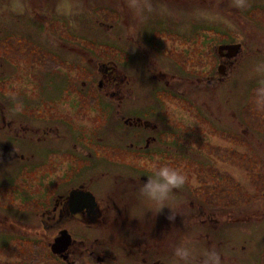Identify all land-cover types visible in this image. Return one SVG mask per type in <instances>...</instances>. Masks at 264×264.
Instances as JSON below:
<instances>
[{
  "label": "rangeland",
  "instance_id": "rangeland-1",
  "mask_svg": "<svg viewBox=\"0 0 264 264\" xmlns=\"http://www.w3.org/2000/svg\"><path fill=\"white\" fill-rule=\"evenodd\" d=\"M44 2L41 14L30 0L26 7L12 0V12L0 14V108L34 131L53 126L66 137L56 139L52 130L44 141L26 142V152L36 154L39 164L26 177L0 161V264H70L50 249L61 225L39 214L51 210L52 192L79 178L99 179L107 169L149 178L157 162L179 167L188 177L172 191L168 207L157 211L141 197L131 224L69 220L65 229L92 244L95 256L105 243L117 249L115 258L101 264H135L117 238L131 242L141 232L140 221L167 220L174 213L180 221L189 218L184 231L168 230L172 236L182 233L179 244L191 248L186 264L200 263L206 243L201 233L209 234V245L221 241L219 264H264V0ZM223 42L242 45L236 67L204 94L191 85L181 95L152 78L198 75L197 61L212 59L211 49ZM101 63L129 77L126 87L133 91L120 107L97 90ZM119 110L158 121L160 139L145 149L133 135L138 129L117 119ZM0 140H8L3 130ZM64 153L77 157L66 160ZM78 258V264H100L87 254Z\"/></svg>",
  "mask_w": 264,
  "mask_h": 264
},
{
  "label": "flooded vegetation",
  "instance_id": "flooded-vegetation-1",
  "mask_svg": "<svg viewBox=\"0 0 264 264\" xmlns=\"http://www.w3.org/2000/svg\"><path fill=\"white\" fill-rule=\"evenodd\" d=\"M3 1L5 9L4 11L0 12V14L5 15V13L10 11L12 12L10 9L12 0ZM30 1H32V3L33 1H37L36 7L37 12H39L37 14H41V12L43 13L45 0ZM15 2L19 4V7H26L29 4V0H15ZM21 12H25V9ZM233 43L234 42H223L213 46L215 50L211 49L210 51V58L212 59L207 58V60L197 61L199 63L198 65H200V68H198L200 71L198 75L194 77H190L188 74L175 75L167 73L168 78L163 80L162 78L165 77L166 73H160L159 75H155L152 78H156L158 81L163 82L164 86H166L168 90H174L176 93H180L181 95L187 94L189 92V86L191 85L197 86L200 90V93L205 92L207 86L212 85V87L214 86L215 88V86L219 84L218 82L227 78V76H231L232 70L236 67V60L240 54L233 56L230 49L227 48L228 45ZM240 46L242 45L240 44ZM100 65L101 66L98 69L100 76L98 77L99 81L97 90L101 95L114 99L117 103V106L120 107L121 104L131 97V91H133L131 88L126 87L127 82L129 83V77L120 70L116 75L114 72V67L111 65H104L103 63ZM206 67H208L207 70H205ZM112 87H114V89H111ZM141 90L146 92L144 85L142 86ZM69 94L66 92L65 95ZM211 100L215 102V97H212ZM202 102L204 103V101ZM214 107L219 108L218 103L215 104ZM117 112V119L119 121L129 127H135L138 129V133H134L133 135L138 136L139 141H143L145 149H147L150 140L155 143L158 139H160L159 135L162 134L163 130L161 129V124L158 121L152 120L143 115H125V113L121 110ZM0 123V131H5L8 136V140H0V161L4 162V164L14 165L15 176L26 177L39 165L36 162V154L26 152V150H28L24 148L26 142L32 141L36 142L37 144L40 141L50 138L47 136H50L53 131L58 132H56V135H54L56 139L66 137L64 134V136L60 135L58 128L53 126V128L50 126H41L37 128V131H34L27 126L26 122L20 121L15 117H6L2 113L1 108ZM39 130H41L42 134L37 138H33L32 135H29V133H38ZM123 138L124 137L120 135L118 139L123 140ZM96 139L98 140L99 137H96ZM32 142L31 144L35 145ZM64 154L67 155H64L66 160L72 159L70 157H77L67 153ZM100 154L106 158L105 154ZM82 166L83 164L79 166L77 172H80V167ZM72 174L73 173H71V175ZM100 175H105L107 177L104 179L105 181L102 180ZM100 175L98 176L99 179L79 178L65 190L59 192L53 191L51 194L53 195L51 196V210L47 212H43L42 210L41 212L39 211V214L46 215L47 220H49V222H51L54 226L61 225L60 228H58L57 233L58 231L65 229L64 224L69 220L79 221L86 226L96 224H104L106 226H121V224H131L132 221H135L136 219L134 216H131L132 208L134 206L137 207L138 200L142 197L139 191L141 183L148 177H144L143 175L139 174L121 173L112 170L109 171L108 169L101 171ZM100 179L104 183H102ZM73 189L77 191L76 196L75 199L70 200L68 195ZM88 193L94 197V207H91L92 201L88 199ZM184 206H186V203ZM71 207L80 208L81 210L73 214L69 211ZM198 212L200 215H204V211L199 209ZM206 218L209 220L210 216H207ZM175 220L180 221L178 217L174 220H171L170 223L167 222L169 219L163 220L161 218H153L152 222L151 220L149 221V219L145 220L144 222L140 221V226H136V228H139L141 231L138 233V237H136V239L132 240L131 242L127 240V238H117V244L122 250L126 251H123L124 254L133 255H129L128 257L130 258L128 259L132 260V262L135 264H185V262L179 261L174 254L175 249L180 245L179 240L182 237V233H176L174 236H172V233L168 230L173 229L177 230V232L178 230L184 231V227H187L185 224L188 223L189 218H184V220L181 218L180 222L176 221L174 223ZM229 221L232 223L231 219H229ZM41 223H43L42 220ZM173 223L175 225L176 223H181L180 228L177 226H172ZM232 228L233 227L230 225L228 228H226V231ZM116 230H118V227ZM68 233L71 236V243L67 247L66 254L69 258L71 255L74 257L73 260H70V264H78V257H82L84 254H87L90 260H95L100 264L104 263L107 259L115 258L111 254L117 249L111 250L107 243L101 247L102 255L95 256V248H93L92 244L89 245L84 237L78 238L75 234H72L69 231ZM201 234H203L204 240L206 241V243L203 245L205 249L202 251L201 255L196 261L200 262L199 264H207L208 257L211 254L215 258L214 264H219L222 257V253L219 251L221 241L216 240L214 241L215 243L209 245L207 242L209 234ZM172 237L176 240V243L172 242ZM176 237L179 240H177Z\"/></svg>",
  "mask_w": 264,
  "mask_h": 264
},
{
  "label": "clouds",
  "instance_id": "clouds-1",
  "mask_svg": "<svg viewBox=\"0 0 264 264\" xmlns=\"http://www.w3.org/2000/svg\"><path fill=\"white\" fill-rule=\"evenodd\" d=\"M154 175L144 180L140 186V195L147 201L157 206L160 211L164 206L168 207L167 201L174 189H178L186 184L188 177L182 169L167 162H157L152 165ZM168 219L174 220L172 213ZM175 256L179 261L186 262L191 256V248L187 244H182L175 249ZM214 257L210 254L207 264H214Z\"/></svg>",
  "mask_w": 264,
  "mask_h": 264
},
{
  "label": "water",
  "instance_id": "water-1",
  "mask_svg": "<svg viewBox=\"0 0 264 264\" xmlns=\"http://www.w3.org/2000/svg\"><path fill=\"white\" fill-rule=\"evenodd\" d=\"M227 48L230 49L233 56H235L239 51H241V46L239 43L228 45ZM76 192L77 191L75 189L70 191V193L68 195L70 200L75 199ZM88 194H89L88 199L90 201H92L91 207H94V205H95L94 197L90 193H88ZM80 210H81L80 208H76V207H71L69 209V211L73 214L79 212ZM70 243H71L70 234L68 233V231L66 229H62V230L58 231L57 235L54 237L53 242L50 244V249H51L52 253L62 256L63 259H67V255H65L63 253L66 251V249L70 245Z\"/></svg>",
  "mask_w": 264,
  "mask_h": 264
},
{
  "label": "bare ground",
  "instance_id": "bare-ground-1",
  "mask_svg": "<svg viewBox=\"0 0 264 264\" xmlns=\"http://www.w3.org/2000/svg\"><path fill=\"white\" fill-rule=\"evenodd\" d=\"M66 250H67V249H66ZM63 254L67 255V254H66V251H65ZM61 258L63 259L62 256H61ZM63 261H66V262H67V261H70V258L68 257V255H67V259H63Z\"/></svg>",
  "mask_w": 264,
  "mask_h": 264
}]
</instances>
